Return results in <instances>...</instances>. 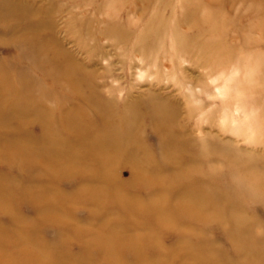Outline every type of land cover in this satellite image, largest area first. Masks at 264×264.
Here are the masks:
<instances>
[{"label": "rangeland", "instance_id": "374dc122", "mask_svg": "<svg viewBox=\"0 0 264 264\" xmlns=\"http://www.w3.org/2000/svg\"><path fill=\"white\" fill-rule=\"evenodd\" d=\"M4 1L16 16L0 26V78L10 90L23 85L30 91L20 105L42 102L58 111L51 81L35 66L46 48L62 52L82 72L84 97L118 116L125 108L138 115L132 129L117 126L124 148L108 149L102 164L80 159L74 173L52 183L44 175L36 181L34 169L28 181L16 160L0 159V180L68 198V226L88 232L85 239L69 237L58 257L48 256L49 264H264L262 248L242 254L245 242L264 239V0ZM73 102L67 94L65 106ZM153 107L167 128L152 124ZM87 117L95 121L89 110ZM14 129L31 138L28 151L41 145L38 124ZM135 157L147 175L133 168ZM162 176L170 184L160 183ZM87 188L103 194L100 205L74 199ZM188 191L201 194V212L178 204ZM12 197L9 210L0 212L7 239L18 228L16 218L30 225L38 242L55 243L57 228L17 191ZM117 197L134 209L118 205ZM159 200L163 207L154 205ZM98 207L103 214L93 217ZM104 221H115L120 231L111 255L92 236ZM19 249L21 243L7 240L0 264H31Z\"/></svg>", "mask_w": 264, "mask_h": 264}, {"label": "bare ground", "instance_id": "6f19581e", "mask_svg": "<svg viewBox=\"0 0 264 264\" xmlns=\"http://www.w3.org/2000/svg\"><path fill=\"white\" fill-rule=\"evenodd\" d=\"M13 14V8L4 0H0V26H6L12 23L13 17L16 16ZM21 14L23 13L21 12ZM42 51L45 54L44 58L39 62L40 64L36 65L35 63V66H37V69L44 77L51 81L50 87L53 88L51 90L57 99L58 111L56 113L43 107L41 101L40 106L30 102L20 105L19 102L21 98L29 96L31 94L30 91H25V86L23 85H20L22 88L16 91L10 90L5 80L0 78V99L4 96V98L0 100V139L2 146L0 149V159H7V161L11 159L10 163L12 165L13 159L16 160L17 163H15V167L19 169L18 171L26 175L27 180L29 170L34 169L37 171L35 173L36 181L39 179V176L41 177V175H44L43 177L46 178L49 183H52V181L58 177L65 176L66 174V176H70V173H74L75 171L72 169V165L75 166L76 163L85 161L80 159H91L96 163L94 165H97L95 160L99 159L102 164V162L108 158L106 153L108 149H114L115 151L119 148L121 149L123 147L121 144V134L120 131H117V126L122 125L128 129H132L133 125L137 122L138 115L135 114L136 112L134 109L128 110L125 108L120 113V116H118L117 113L108 111L107 107H101V105H98V103L92 99L84 97V94H82L84 91L79 88L78 85L79 81L82 80V72L78 67H76L74 63H71L60 51L52 53L46 48ZM15 78L16 80L23 81L24 76L17 75ZM67 94L73 95L75 97V102L66 107L65 97ZM154 108L156 107H153L152 112L149 114L152 118V124L157 130L167 128L163 120V113L159 109ZM87 110L93 114V120L96 122L98 121L96 126L94 125L96 122L87 117ZM26 122L36 123L41 128V134L38 138L41 145H37L33 153L27 149V147H30L29 143L31 138L23 135L19 136L18 133L14 132V127L20 129L23 125L25 126ZM60 132L65 134V138L59 136ZM60 147L61 150L59 149ZM73 158L75 159L73 160ZM133 159V168L147 175L148 169L146 168V170H144L142 168L139 159H136V157ZM144 161L148 162L149 160L145 158ZM242 164L243 161H240L241 166ZM53 168L55 172H52ZM102 182H104V180H102ZM159 182L164 184V186L170 184V181L166 180L165 176H162ZM106 185L108 184L104 182V187ZM48 186H50V184H48ZM44 189V187L42 188L40 186L13 187V182L0 180V212H7L12 206L13 190H15L23 200L30 202L31 205L35 207L36 213L42 221L53 224L58 230V240L50 245L38 242L33 238L34 235L29 232L31 229L30 225H26V223L19 219H13V225H18V228L14 235L11 233L13 236L9 239H7V233H4L5 230L0 228V248L3 247V244L7 240L21 243L23 249H19L21 250L20 254H25L31 264H42L44 262L49 264L51 258L54 260L58 257L55 255H59V247L63 245L69 237L76 240L85 239L86 234H88V232L78 227L70 228L68 226V219L65 217L63 207L66 206L70 200L62 196H50ZM88 189L89 188H87L84 193L79 192L75 194L76 196L74 199L85 196V199L87 198V200H91L92 203L100 205L103 194H96L95 196V193L93 195V192ZM200 196L201 194L198 192L188 191L181 196L178 204L184 211L201 212L202 206L205 205H200ZM115 201L121 207L124 206L125 208L127 207V209H134L129 199L121 197L119 200L117 197ZM161 201L162 200H159L156 201L155 204H152L156 207L158 206V208L163 207L165 202L162 201V206ZM102 212L101 208L98 207L97 210L93 212L92 216H102ZM129 213L131 212L129 211ZM156 217L160 219L161 222L165 221L162 215ZM113 224H115V221H104L102 224L95 227V233L92 234L95 238L94 242H96V247L109 255L112 254L111 251L113 249L118 247L117 243H119L117 236H119L120 231L117 230L119 228L115 229ZM260 243L262 245H260ZM260 243L257 245H252V243L248 244L247 242L243 245L242 243L247 250L240 252L245 255L253 253L261 254L262 249H264V239H262ZM29 246H31V248ZM250 246H253L254 250H251ZM11 247L13 252V242H11ZM259 248L262 249L259 250ZM2 253L3 252L0 250L1 260L5 259V255ZM12 255L13 254L9 256ZM48 256H51V258ZM61 256H63V258H61L62 260H67L66 262L76 261L73 257ZM212 259H210L209 263L213 261ZM4 261L5 260H3V262Z\"/></svg>", "mask_w": 264, "mask_h": 264}]
</instances>
